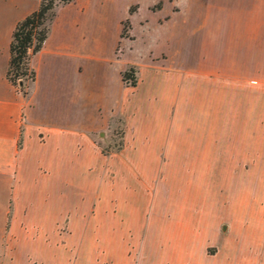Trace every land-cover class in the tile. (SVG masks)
Returning a JSON list of instances; mask_svg holds the SVG:
<instances>
[{"label":"crops","instance_id":"crops-1","mask_svg":"<svg viewBox=\"0 0 264 264\" xmlns=\"http://www.w3.org/2000/svg\"><path fill=\"white\" fill-rule=\"evenodd\" d=\"M165 1L140 21L149 45L131 20L121 35L136 2L59 4L25 96L9 43L39 0H0V264H88L98 249L115 264H264V216L238 220L236 198L230 221L195 210L200 191L179 188L264 168V0ZM98 216L117 219L102 228L118 244H94Z\"/></svg>","mask_w":264,"mask_h":264},{"label":"rangeland","instance_id":"rangeland-1","mask_svg":"<svg viewBox=\"0 0 264 264\" xmlns=\"http://www.w3.org/2000/svg\"><path fill=\"white\" fill-rule=\"evenodd\" d=\"M136 2L132 4V8L137 9V13L135 15H131L129 21L131 20L133 23V29L130 30L131 34H135L137 37V41L139 44H150V35L147 31L150 23L152 22V13L148 9L149 5L155 4L159 5L160 0H122L123 3L127 2ZM180 4L184 3L185 0H177ZM155 5V6H156ZM165 5H168L167 0L165 1ZM154 6V5H153ZM151 6V7H153ZM144 19H147L148 26L147 30L144 27L141 26L140 21H144ZM140 24V25H139ZM127 30V27H126ZM124 31L127 33V31ZM151 46V45H150ZM31 81H28L27 89L29 88V84ZM116 126L114 129V135L112 136L111 140L108 142L109 147L107 145H104V150H114L119 147L120 145V135H121V125L118 122L113 123V126ZM254 160H257L261 162L264 160V152H262V146L263 144V138L255 137L254 138ZM259 163L258 165H260ZM223 175L227 173V175L232 172V174H235L237 178H233L231 183L229 184L223 181V177L219 175V171L215 170V173L211 174L206 180L205 183L198 184L196 181H192L191 178L189 179L191 182L190 184L187 183V178L182 177L180 178L179 182V188L180 192H184L188 186L194 185L197 187V190L200 191L199 199L196 201V208L195 210L199 209H205L206 211H213L215 214H218L220 212L222 218H225L227 220H231L236 215L235 210L233 209V201L236 198L238 202V210L239 214H245L248 209H252L253 214L260 217L264 216V168L263 167H253V168H238L233 170H222ZM222 182V183H221ZM179 198H182V195L180 194L178 196ZM240 216V215H239ZM242 220L243 223H246L244 219L247 221L250 219L247 215H244L243 218L238 217V220ZM94 224L98 229L93 233L92 239L94 241V244H104V241L109 240L107 237L109 234L107 232H104L102 226L104 227V224H114L117 222L116 218H102L100 216L94 217ZM261 223L260 221L255 223L253 222V227L258 228L257 230L261 231ZM250 228H252V223ZM63 229V228H62ZM242 230V225L239 226V231ZM70 234V233H69ZM64 234L63 233V241L68 242L69 236L71 237V234ZM259 234V232H258ZM123 236V234L120 235H111V238L109 241H107V244H118L120 240V236ZM79 236L80 239V233L76 234V238ZM241 236V235H239ZM72 240V238H71ZM88 264H115L113 262H109L108 259H104L101 254V250L98 249L97 252H95L94 255V262L88 263Z\"/></svg>","mask_w":264,"mask_h":264},{"label":"trees","instance_id":"trees-1","mask_svg":"<svg viewBox=\"0 0 264 264\" xmlns=\"http://www.w3.org/2000/svg\"><path fill=\"white\" fill-rule=\"evenodd\" d=\"M70 0H39L37 8L19 19L12 30L9 43V59L6 76L16 88L27 96L28 81L35 78V70L30 64L32 55L41 48L49 32L50 23L56 13L59 4ZM133 10L130 7L129 11ZM129 28V20L122 21L121 35ZM127 31V30H126ZM125 82L134 85L136 83L134 66L127 67L122 72Z\"/></svg>","mask_w":264,"mask_h":264}]
</instances>
